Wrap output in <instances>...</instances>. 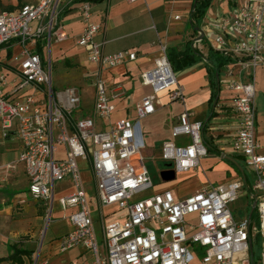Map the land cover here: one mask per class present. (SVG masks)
Wrapping results in <instances>:
<instances>
[{
  "label": "built area",
  "instance_id": "1",
  "mask_svg": "<svg viewBox=\"0 0 264 264\" xmlns=\"http://www.w3.org/2000/svg\"><path fill=\"white\" fill-rule=\"evenodd\" d=\"M15 1L19 3L16 10L0 11V48H20L12 56L19 67L10 93L5 90L6 74L0 75L2 137L15 136L22 145L18 161L25 165L29 178L28 195L50 201L51 210L55 198L63 209H72L68 216L72 229L60 240L61 252L82 246L90 253L92 264H251L250 219L248 215L237 219L231 208L244 188L242 179L209 183L181 198L171 189L149 194L154 184L145 164L142 120L157 111L162 92L169 93L173 101L184 105L186 101L185 87L168 58L167 45L161 43L155 67L141 73V83L152 91L136 104V118H118L98 129L97 120L111 119L115 111L107 80L96 79L92 112L76 116L82 102L79 89L68 86L56 91L51 61L45 68L37 50L41 39L50 44L53 39L67 38L65 32L54 31L59 6L65 0ZM231 1L229 12L208 24V35L214 38L215 50L243 68L255 70L264 66V0ZM78 11L84 28L76 43L86 51L90 63L114 68L137 58L136 52L127 50L105 53L103 43L95 38L102 25L94 20L93 3L82 1ZM205 35L204 30L200 32L194 48L200 49ZM229 87L239 92L233 102L237 129L232 149L254 175L250 199L256 201L259 223L253 226V233H259L264 243V153L257 138L255 83L230 80ZM192 114L185 107L172 128L174 138L189 137V141H166L161 147V158L176 174L198 167L208 154L202 139L203 122L191 120ZM82 160L91 164L94 175L102 245L94 221L96 208L82 176ZM66 179L69 189L58 193L57 184ZM27 201L28 196L19 199L21 204ZM110 208L118 214L106 222L105 210ZM196 247L202 251L201 257ZM67 264L81 263L76 258ZM260 264H264V244Z\"/></svg>",
  "mask_w": 264,
  "mask_h": 264
},
{
  "label": "crops",
  "instance_id": "2",
  "mask_svg": "<svg viewBox=\"0 0 264 264\" xmlns=\"http://www.w3.org/2000/svg\"><path fill=\"white\" fill-rule=\"evenodd\" d=\"M1 1L10 4L12 10H16L19 4L15 0ZM75 1H63L66 4L60 9L59 17L54 25V31L56 33L65 32L67 38L62 41L53 39L50 44L48 39H41L37 46L38 52L44 61V54L48 49L50 61L53 59L56 62L62 61L63 65H66L65 67L71 69L75 74V80L90 82L92 106L83 108V97L81 95L82 102L76 116L88 115L92 112L95 102V82L98 77H102L109 84V94L115 105V111L111 119L97 120L98 129L106 128L112 120L118 118H136V104L152 91L150 86L141 83L140 76L143 71L155 67L156 59L161 54V43L166 44L167 49L176 46L182 47L188 40H191L193 45L194 40L200 36V32L196 29V26H191L190 21L195 0H102L93 2L94 20L102 25L95 38L103 43V51L105 53H115L127 50L137 53L135 60H126L114 68H102L97 64L90 63L86 51L77 45L76 39L82 32L84 23L78 11L81 2ZM231 8V0H213L201 21L199 27L206 32V35L199 45V50L202 51L205 57L209 49L215 50L214 38L208 35L207 32L208 24L218 15L229 12ZM175 15H180V18L175 19ZM53 48L54 57H52ZM19 51L18 46L0 48V75L4 73L7 76L8 84L5 87L7 93H10L15 87L19 63L12 60V56ZM207 65L206 58H202L195 65L176 72L179 81L185 87V105L179 101L171 100L167 92L160 93L161 105L158 107L159 111L163 112L164 108L170 107L167 113H162L166 119L168 129L162 128L160 130L159 127L155 128L150 123H146V129L143 128V130L145 135L147 134V141L149 143L155 141H161V143L166 141L188 142L189 137L174 138L172 136L173 125L176 123L180 112L186 107L193 113L191 120L204 122L205 128L202 130V139H204L203 142L207 148L210 144L221 154L225 152L233 157L238 156V159L235 158L239 162L244 161V158L234 153L232 149L231 142L237 129V115L233 102L239 92L229 87V81L236 80L246 83L253 80L255 83V102L256 98L261 99V102H263L259 111L257 107V138L260 143V151L264 153V66H259L255 70L253 68L248 70L237 62L231 63L226 70L221 71L219 100L216 105H213L211 101L212 85ZM176 102H179L180 105L173 109L172 107ZM212 113H214L213 117L210 118ZM171 119L172 122L169 123ZM0 140L1 227L2 223L8 221L16 205L24 206L28 204L25 212L29 213H33L37 209H31L29 201L25 204L19 203L20 198L28 195L29 178L25 165L19 162L18 159L12 158L10 153L18 151L19 157L22 149L20 141L15 136L3 139L1 123ZM221 154L209 151L206 156L200 159L198 167L182 172L181 174H184L186 178H190L195 172H198L200 177L185 195L175 193L176 196L186 197L209 183H223L236 179L243 180L238 167L231 161L222 158ZM8 163L15 164V167H6ZM20 184L23 186H20ZM166 189L172 190V188H165L160 191ZM93 202L96 208L94 211L96 231L98 236L102 237V220L94 197ZM114 210L113 208L105 210L106 222L117 216L118 212L113 214ZM71 211L72 209H63L59 204L57 208H52L51 228L48 229L44 248L39 255V259L42 257L41 264H67L70 260L76 258L79 259L81 264H92L90 253L82 246L74 247L65 252L60 250L59 245L62 236L72 229L68 219ZM15 246L27 249L25 245L12 244L8 246L1 241L0 258L11 253ZM55 249L58 250V255L51 256L52 250ZM6 262L9 261H3L0 264Z\"/></svg>",
  "mask_w": 264,
  "mask_h": 264
},
{
  "label": "rangeland",
  "instance_id": "3",
  "mask_svg": "<svg viewBox=\"0 0 264 264\" xmlns=\"http://www.w3.org/2000/svg\"><path fill=\"white\" fill-rule=\"evenodd\" d=\"M66 2L68 0H65ZM66 2H62L59 6V10L66 4ZM3 3V2H2ZM5 6H11L10 4L3 3ZM3 6L0 5V11H2ZM7 10V9H6ZM9 10V9H8ZM12 9H10L11 11ZM44 60L45 68H49V50L47 49ZM52 57H54V48L52 49ZM66 66V65H65ZM62 63V61L56 62L54 59L51 61V73H52V83L56 91L62 90L68 86L75 85L77 86L83 97L82 107L89 108L92 106V87L90 82L77 81L75 74L71 69H67ZM252 69V67L247 68ZM80 71V70H77ZM263 99V98H262ZM261 99L256 98V104L258 107V111L262 106ZM179 102L172 107L177 108L179 106ZM170 107L164 108L163 112L167 113ZM163 112L159 111V109L152 115L142 120V125L144 130L146 129V123H150L152 126L159 127L160 130L162 128L168 129L166 119L164 118ZM169 121V120H168ZM172 122V119L169 123ZM171 127V126H170ZM147 141V134L145 135ZM176 143H180L179 141H175ZM163 143L161 141H155L154 143H149L147 141V146L144 150L145 155V164L150 172L152 182L154 187L149 191L150 193H155L165 188H172L174 193L176 194H186L193 184L197 182L198 177H200L199 173L195 172L190 178H186L184 174L178 173L177 177L171 181H163L161 179V171L168 170L171 168L170 163L164 161L161 158V147ZM10 156L15 160L18 159V151H12ZM245 168V174L249 179V184L252 187L254 183V175L252 171H250L243 160L240 161ZM9 164V163H8ZM80 166L82 170V176L85 183V186L88 190L89 196L92 201L93 209H95V205L93 202V197L95 195V181L94 175L92 171L91 164L88 161H80ZM8 167V166H6ZM200 172V171H199ZM20 186H23L20 184ZM70 187V180L66 179L61 183L57 184V191L62 192ZM250 193L251 189L249 185H244V188L241 191L239 199L232 203L231 208L237 219H243L249 214L251 209L250 202ZM28 196V201L31 204V209L36 208L33 213L25 212V208L28 204L24 206L16 205L13 208L12 214L9 216L7 222L2 223L0 229V242L5 243L6 245L19 244L25 245L28 250L32 251V255L30 257L25 256L24 264H41L42 257L39 259L40 252L44 248L45 240L47 237L48 229L50 230V226L52 223V210H51V202L37 200L32 196ZM141 196H146L142 194ZM28 202V203H29ZM57 199L53 202V209L58 206ZM30 209V210H31ZM50 232V231H49ZM99 242L102 245V238L99 235ZM263 239L254 243V254L253 258L257 264H260L261 251L263 246ZM30 248V249H29ZM54 249V248H53ZM196 249L200 252L199 256L201 257L202 251L198 247ZM9 252V250H7ZM7 252V254H8ZM58 250H52L51 256L58 255ZM7 263V262H6ZM4 263V264H6ZM7 264H14L8 262Z\"/></svg>",
  "mask_w": 264,
  "mask_h": 264
},
{
  "label": "trees",
  "instance_id": "4",
  "mask_svg": "<svg viewBox=\"0 0 264 264\" xmlns=\"http://www.w3.org/2000/svg\"><path fill=\"white\" fill-rule=\"evenodd\" d=\"M82 1H85V0H76L75 2H82ZM89 1L93 3V2H99L102 0H89ZM212 1L213 0H195L194 1L193 9L191 11V19H190L191 26L198 27L201 24V21L206 15V12L208 8L210 7ZM0 5L3 6L2 11L6 9L7 10L12 9L11 6L3 5L1 0H0ZM167 55H168L169 60L171 61V64L175 72L183 71L195 65L197 62L201 61L202 58H206L208 62L207 69L209 72V76L211 79V85H212L211 101L213 105H216L219 100V93H220V84L218 83L217 75L219 76V80H220L221 71L226 70L228 68L229 63H232L235 61L231 57H228L214 49H209V52L207 56L205 57L202 51L193 47L191 40L186 41L182 47L176 46V47L168 48ZM213 114L214 113L211 114L210 118L213 117ZM204 128H205V124L203 122V129ZM207 151L208 152L214 151L218 154H221L220 151L212 147L210 144H209V148H207ZM235 157L238 159V156H235ZM245 184L249 185V188L251 189L247 175H246V182H244V185ZM254 201H255L254 199H250L251 206L254 203ZM250 222H251L250 239L252 240V244H253V249L252 251H250V262L251 264H257L253 258L254 243L262 239L259 233H256V234L253 233V226L259 223L257 207L251 217ZM31 255H32L31 250L24 249V248H18L17 246H15L11 253H9L5 257L0 258V263L3 261H9L15 264H24L25 262L24 257L25 256L30 257Z\"/></svg>",
  "mask_w": 264,
  "mask_h": 264
},
{
  "label": "water",
  "instance_id": "5",
  "mask_svg": "<svg viewBox=\"0 0 264 264\" xmlns=\"http://www.w3.org/2000/svg\"><path fill=\"white\" fill-rule=\"evenodd\" d=\"M196 29L199 31V32H203V29L201 27H196ZM217 79H218V83H220V80H219V76L217 75ZM221 157L224 158V159H227L229 161H231L232 163H234L238 169L240 170L241 174H242V177H243V180L244 182H246V174H245V168L243 167V165H241V163L233 156L231 155H228L227 153H222L221 154ZM177 177V174L174 170H163L161 171V179L163 181H171L173 179H175ZM256 201H254V203L252 204L251 206V209L249 211V214H248V217L249 219L251 220V217L256 209ZM253 249V244H252V240L250 239V251H252Z\"/></svg>",
  "mask_w": 264,
  "mask_h": 264
}]
</instances>
